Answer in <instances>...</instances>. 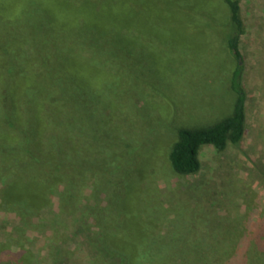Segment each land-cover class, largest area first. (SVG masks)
I'll use <instances>...</instances> for the list:
<instances>
[{
    "label": "rangeland",
    "instance_id": "1",
    "mask_svg": "<svg viewBox=\"0 0 264 264\" xmlns=\"http://www.w3.org/2000/svg\"><path fill=\"white\" fill-rule=\"evenodd\" d=\"M70 1L69 15L83 24L72 22L68 32H46L52 23L44 19L53 21L54 9L37 1L26 6L22 20L9 23L16 16L0 11L7 20L0 23V105L11 102L12 91L49 97L60 109V124L69 125L65 148L85 163L75 166L78 176L60 184L47 205L28 215L4 203L0 174V264H119L95 235L106 225L110 202L130 186L143 222L127 245L155 242V264H190L221 245L224 258L209 264H257L243 242L247 229H258L260 221L264 226V0H240L244 140L222 154L203 148L201 169L190 176L170 166L177 133L231 117L236 100L226 3ZM97 21L105 30L92 34L90 24ZM23 62L33 72L20 74ZM63 69L72 72L69 78L59 73ZM158 241L165 245L162 259Z\"/></svg>",
    "mask_w": 264,
    "mask_h": 264
},
{
    "label": "trees",
    "instance_id": "2",
    "mask_svg": "<svg viewBox=\"0 0 264 264\" xmlns=\"http://www.w3.org/2000/svg\"><path fill=\"white\" fill-rule=\"evenodd\" d=\"M36 1L45 9H54L53 21L44 19L47 25L48 22L52 23L46 26V32L52 27L58 28L54 33H59L61 29L68 32L72 22L80 27L83 24L81 19L69 15L68 7L74 5L70 0H0V11L16 16L14 19H8L9 23L22 20L26 14V6L28 8ZM223 1L230 12L227 46L235 61L231 76V88L236 94L233 114L206 129L179 130L169 152V162L172 170L180 176L195 175L200 171V152L203 148L211 146L217 153L222 154L229 146H239L245 137L248 95L244 84L245 61L241 52V38L245 34V27L241 18L240 0ZM91 3L98 4V0H91ZM1 21L3 24L7 22L0 16V23ZM103 30H105L104 24L99 21L90 24L89 31L92 34ZM111 31L117 35L114 28L109 29V33ZM11 53L12 57H17L13 51ZM23 63L20 64L22 69L20 74L27 73L31 69L28 67L31 64ZM64 72V69L59 71L65 79L72 73L65 75ZM7 97L11 102L0 105V174H4L3 201L9 209H15L21 215H28L29 211L39 210L47 205L52 198V192L60 184L73 176H78L75 166H83L85 163L65 148L62 137H69V125L60 124V109L50 105L49 97L42 94L35 95L29 91H12ZM7 97L4 93L1 96L3 99ZM69 166L73 168L69 169ZM132 189L131 186L128 187L129 193L126 192L124 197L119 196L110 202L106 210V225L95 235V238L110 249V254L119 258V264H155L152 260L154 250L152 244L155 242H150V246L147 247L146 243L144 244L146 240L141 238L143 240L141 247L127 245V241L133 236L131 233L138 231L143 222L136 214L139 203L131 197ZM260 224L261 221L254 225L258 229H247V243L242 235H238L245 240L243 243L246 248L249 247L248 257L257 264L260 259L264 260V226ZM148 227L145 231H151L150 226ZM154 229L155 225L152 227V230ZM147 233L150 235L149 232ZM154 236H156L155 231L149 237V241ZM158 242L161 246L159 256L162 259L165 257V245L162 241ZM226 251V246L221 245L211 256L201 257L199 260L191 261L190 264H209L208 260L213 263L216 259L224 258ZM245 252L247 257V250ZM241 257L243 263V255ZM163 262L161 260V264Z\"/></svg>",
    "mask_w": 264,
    "mask_h": 264
}]
</instances>
